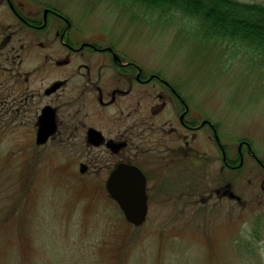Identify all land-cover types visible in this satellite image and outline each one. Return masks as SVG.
Instances as JSON below:
<instances>
[{
    "label": "rangeland",
    "instance_id": "374dc122",
    "mask_svg": "<svg viewBox=\"0 0 264 264\" xmlns=\"http://www.w3.org/2000/svg\"><path fill=\"white\" fill-rule=\"evenodd\" d=\"M14 2L50 4L84 35L113 40L126 59L182 85L189 102L216 120L230 149L245 139L264 161V54L247 42L208 36L195 16L128 0ZM9 21L0 13V39ZM3 95L13 104L23 96L1 88ZM6 112L0 110V264H264V170L251 158L221 171L220 158L210 161L205 151L195 181L208 196L230 178L241 202L214 195L201 203L181 196L179 181L170 179L162 183L170 189L149 198L144 223L134 226L105 194L104 179L76 174L84 149L35 145L23 122L30 117Z\"/></svg>",
    "mask_w": 264,
    "mask_h": 264
},
{
    "label": "flooded vegetation",
    "instance_id": "af4514ba",
    "mask_svg": "<svg viewBox=\"0 0 264 264\" xmlns=\"http://www.w3.org/2000/svg\"><path fill=\"white\" fill-rule=\"evenodd\" d=\"M5 2L0 13L10 21L0 39L5 76L0 90L21 91L23 96L13 104L3 95L0 110L30 117L23 122L35 145L84 149L76 155L75 173L86 180L104 179L107 196L110 173L126 164L143 174L147 202L170 189L162 184L170 179L179 181L181 196H197L201 203L214 195L242 201L230 178L208 196L203 194L195 181L202 174L205 151L210 161L220 158L221 171L239 169L245 157L264 170V161L245 139L230 149L216 120L189 102L182 85L126 59L113 40L84 35L65 12L50 4L26 8L23 2ZM42 117L44 128L52 123L53 129L37 143ZM188 179L195 184L185 185ZM259 189L264 192V177Z\"/></svg>",
    "mask_w": 264,
    "mask_h": 264
},
{
    "label": "trees",
    "instance_id": "16d2710c",
    "mask_svg": "<svg viewBox=\"0 0 264 264\" xmlns=\"http://www.w3.org/2000/svg\"><path fill=\"white\" fill-rule=\"evenodd\" d=\"M153 7L158 13L181 12L195 16L206 35L227 38L264 54V3L240 0H128ZM125 2V0H123Z\"/></svg>",
    "mask_w": 264,
    "mask_h": 264
},
{
    "label": "water",
    "instance_id": "95a60500",
    "mask_svg": "<svg viewBox=\"0 0 264 264\" xmlns=\"http://www.w3.org/2000/svg\"><path fill=\"white\" fill-rule=\"evenodd\" d=\"M43 117L37 131V142L47 138L52 131L53 124L44 128ZM106 189L122 210L125 218L135 225L143 222L147 212L145 178L135 166L126 164L117 165L106 181Z\"/></svg>",
    "mask_w": 264,
    "mask_h": 264
}]
</instances>
